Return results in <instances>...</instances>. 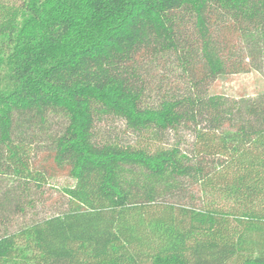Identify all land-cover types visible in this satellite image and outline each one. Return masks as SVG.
Listing matches in <instances>:
<instances>
[{"label":"trees","instance_id":"16d2710c","mask_svg":"<svg viewBox=\"0 0 264 264\" xmlns=\"http://www.w3.org/2000/svg\"><path fill=\"white\" fill-rule=\"evenodd\" d=\"M256 62L264 0H0V225L74 181L67 210L2 228L0 264H264V92L205 89ZM180 129L189 152L157 145ZM187 181L198 205L171 200Z\"/></svg>","mask_w":264,"mask_h":264},{"label":"rangeland","instance_id":"374dc122","mask_svg":"<svg viewBox=\"0 0 264 264\" xmlns=\"http://www.w3.org/2000/svg\"><path fill=\"white\" fill-rule=\"evenodd\" d=\"M235 44L242 49L243 46L240 42H236ZM245 45L247 46L246 48L250 46L246 42ZM252 65L253 67H251L249 71L231 73L209 80L205 89H207L209 93H214L227 99L229 104H232L240 98L252 97L264 92V67L258 62ZM170 76L173 79V83L177 81L182 85V82H180L182 76L179 78V75H176L174 72L170 73ZM97 124L99 132L103 136H107L109 132H112L117 133L123 142H131L133 139L131 135L123 134L124 125L119 119L103 117ZM175 144L189 152L192 148L191 131L189 129H180L179 132H167L162 136L161 142L157 143L158 146H170ZM34 146V165L38 167L50 166L51 161L48 157L50 140L47 136L43 134L38 138ZM52 174L54 175L49 177L48 182L41 189L32 191L31 197L33 199V205L27 206L24 214H15L4 220L3 224L0 225V234L3 231L2 228L5 226L10 231H14L26 223L46 218L69 208V199L63 193L62 188L71 186L74 181L64 170H58L52 172ZM196 190L197 184L187 181L184 185L182 194L175 196V198L171 200L198 205L200 199Z\"/></svg>","mask_w":264,"mask_h":264}]
</instances>
